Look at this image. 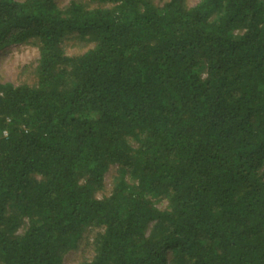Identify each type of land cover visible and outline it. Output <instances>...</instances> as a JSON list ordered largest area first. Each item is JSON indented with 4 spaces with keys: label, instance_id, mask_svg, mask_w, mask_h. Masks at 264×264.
<instances>
[{
    "label": "trees",
    "instance_id": "1",
    "mask_svg": "<svg viewBox=\"0 0 264 264\" xmlns=\"http://www.w3.org/2000/svg\"><path fill=\"white\" fill-rule=\"evenodd\" d=\"M56 1L0 0V51L39 49L34 85L0 81V264L89 228L81 264H264V0Z\"/></svg>",
    "mask_w": 264,
    "mask_h": 264
},
{
    "label": "rangeland",
    "instance_id": "2",
    "mask_svg": "<svg viewBox=\"0 0 264 264\" xmlns=\"http://www.w3.org/2000/svg\"><path fill=\"white\" fill-rule=\"evenodd\" d=\"M73 0H57L56 3L60 8L66 7ZM169 0H155L157 4L163 5ZM201 0H187L188 5L194 6ZM88 7L96 6L91 0H82ZM64 48L68 55H81L93 48V44L79 40L78 36H69L64 41ZM39 60V49L33 43H13L5 46L0 51V81L3 83H12L16 86L22 84L34 85L36 78L34 70ZM133 147H137L136 141H131ZM120 179L119 167L112 166L105 177V189L97 194L102 199L110 196L115 184ZM126 181H130L126 176ZM168 205L166 199L157 201L156 206L165 209ZM95 231L87 229L81 236L77 247L65 255L63 264H81L86 260H91L94 256L93 242Z\"/></svg>",
    "mask_w": 264,
    "mask_h": 264
},
{
    "label": "built area",
    "instance_id": "3",
    "mask_svg": "<svg viewBox=\"0 0 264 264\" xmlns=\"http://www.w3.org/2000/svg\"><path fill=\"white\" fill-rule=\"evenodd\" d=\"M7 122H10V119L7 120ZM9 137V131L8 129H0V141L8 139Z\"/></svg>",
    "mask_w": 264,
    "mask_h": 264
}]
</instances>
